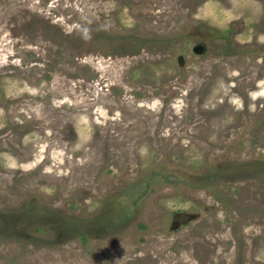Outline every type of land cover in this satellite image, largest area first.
Wrapping results in <instances>:
<instances>
[{"label":"rangeland","instance_id":"rangeland-1","mask_svg":"<svg viewBox=\"0 0 264 264\" xmlns=\"http://www.w3.org/2000/svg\"><path fill=\"white\" fill-rule=\"evenodd\" d=\"M0 264H264V0H0Z\"/></svg>","mask_w":264,"mask_h":264}]
</instances>
